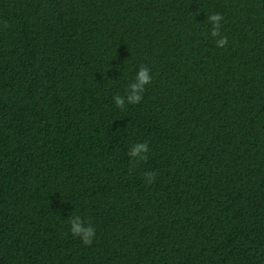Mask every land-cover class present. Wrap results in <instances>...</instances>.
Returning a JSON list of instances; mask_svg holds the SVG:
<instances>
[{
	"label": "trees",
	"instance_id": "1",
	"mask_svg": "<svg viewBox=\"0 0 264 264\" xmlns=\"http://www.w3.org/2000/svg\"><path fill=\"white\" fill-rule=\"evenodd\" d=\"M0 264H264V0H0Z\"/></svg>",
	"mask_w": 264,
	"mask_h": 264
},
{
	"label": "clouds",
	"instance_id": "2",
	"mask_svg": "<svg viewBox=\"0 0 264 264\" xmlns=\"http://www.w3.org/2000/svg\"><path fill=\"white\" fill-rule=\"evenodd\" d=\"M222 17L220 15H211L209 21L213 23L211 35L219 37L215 43L218 47H225L228 43L226 36L220 37V21ZM150 70L148 68H141L136 76V83L130 85V94L127 96V101L123 97H115V103L118 107H123L125 103L137 104L142 101L141 93L144 91V86L151 82ZM151 151L147 141L143 143H137L133 146V150L129 155L133 158V162L136 165H140L147 161L149 152ZM144 182L151 184L155 181L156 173L153 171H146L144 173ZM69 229L73 238H78L84 245H92L96 238V229L93 224L86 218H82L78 214H73L68 221Z\"/></svg>",
	"mask_w": 264,
	"mask_h": 264
}]
</instances>
